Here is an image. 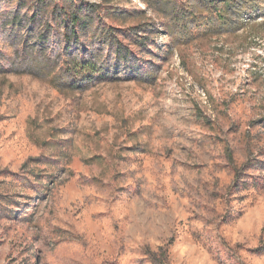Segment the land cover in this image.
<instances>
[{
  "label": "rangeland",
  "instance_id": "1",
  "mask_svg": "<svg viewBox=\"0 0 264 264\" xmlns=\"http://www.w3.org/2000/svg\"><path fill=\"white\" fill-rule=\"evenodd\" d=\"M46 1L0 0V264H264V0H72L67 51Z\"/></svg>",
  "mask_w": 264,
  "mask_h": 264
},
{
  "label": "trees",
  "instance_id": "2",
  "mask_svg": "<svg viewBox=\"0 0 264 264\" xmlns=\"http://www.w3.org/2000/svg\"><path fill=\"white\" fill-rule=\"evenodd\" d=\"M63 2V6H59V2L56 4L53 3L54 5L51 12L53 13L55 22L57 24H62L65 28V50H68L71 44H78L81 36L80 34H85L89 29V24L87 22L88 19L84 15H86L89 11H93L94 5L88 4V6L84 7L83 3H74L72 0H63ZM49 4L51 3H48L46 0H39L37 9L32 15L33 18H36V16L40 14L44 8L49 7ZM39 38H44V34L41 33ZM111 44L114 45V49L118 53V59L120 61H124L128 58V56H130V52H128L127 49H124L123 45L119 41L112 40ZM74 52H79L78 47H76V51ZM76 53H70V60L73 62L71 66L75 72L72 76H76V79L79 78L80 73L82 74L81 76L83 77V80L93 78L97 71L98 74H101L100 76H106V74H108V71L104 68L102 63H99V58L95 54L92 58H82V56L79 58ZM132 70L135 69L132 68Z\"/></svg>",
  "mask_w": 264,
  "mask_h": 264
}]
</instances>
